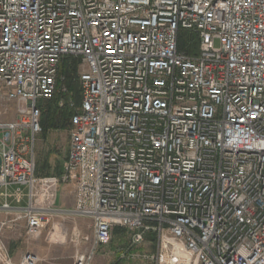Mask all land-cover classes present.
I'll use <instances>...</instances> for the list:
<instances>
[{
	"label": "built area",
	"instance_id": "built-area-1",
	"mask_svg": "<svg viewBox=\"0 0 264 264\" xmlns=\"http://www.w3.org/2000/svg\"><path fill=\"white\" fill-rule=\"evenodd\" d=\"M60 81L69 153L60 174L39 176L40 104ZM0 94L17 109L13 122L0 112V212L30 236L71 214L94 229L75 264L115 227L131 232L124 259L264 264V0H0ZM5 225L0 264H37L32 252L14 261ZM150 237L156 250L135 252Z\"/></svg>",
	"mask_w": 264,
	"mask_h": 264
},
{
	"label": "rangeland",
	"instance_id": "rangeland-1",
	"mask_svg": "<svg viewBox=\"0 0 264 264\" xmlns=\"http://www.w3.org/2000/svg\"><path fill=\"white\" fill-rule=\"evenodd\" d=\"M184 35L186 38L189 37V32H185ZM60 89H62L61 81L57 93L52 97V109L73 112L70 106H59V101L64 97L63 91ZM16 111V103L8 101L0 94V112L3 115V120L5 122L15 121L17 118ZM70 129L71 124L68 125L66 129H49L46 132L43 130L41 134L38 135L35 155L37 174L39 176L58 175L62 172L69 153ZM64 185L65 186H62L61 189L63 190L65 187L67 190L65 192L61 191L60 202L64 205H71L74 198V181ZM67 208L72 209L73 206ZM15 214L0 212V222L5 220L8 221L9 226L5 225L1 231L9 251L12 252L11 254H13L16 259H19L21 255L23 256L27 250H33L35 252L41 250L46 251L51 246H65L72 249L73 256L69 259L71 264H75L77 250H81L80 253L86 254L87 256L90 254L94 235L91 219L71 214L58 215L59 217H56L55 230L51 227V224H49L50 226H47V228L43 230L41 237L35 238L28 234L24 220L17 219ZM82 220H85L86 223ZM121 229L122 231H120V233L113 232L112 239L108 245L98 247L92 258L90 260L88 259L89 261H87V264H114L118 261L123 264H150L140 258H121V252L127 248L131 240V232L123 228ZM63 230L67 232L65 240L60 236ZM85 237H89L90 241H85ZM156 248V239L150 237L137 247L135 252H154Z\"/></svg>",
	"mask_w": 264,
	"mask_h": 264
},
{
	"label": "trees",
	"instance_id": "trees-1",
	"mask_svg": "<svg viewBox=\"0 0 264 264\" xmlns=\"http://www.w3.org/2000/svg\"><path fill=\"white\" fill-rule=\"evenodd\" d=\"M186 41H182V47H184ZM78 59L67 57L60 69V73L65 77V83L73 91V94L78 101L80 98V89L78 83ZM52 99L49 101H43L40 105L42 108V125L43 130L46 132L49 129L68 128L71 124L72 112L65 110L52 109ZM44 103V104H43ZM70 127V126H69ZM114 264H123L118 261Z\"/></svg>",
	"mask_w": 264,
	"mask_h": 264
},
{
	"label": "crops",
	"instance_id": "crops-1",
	"mask_svg": "<svg viewBox=\"0 0 264 264\" xmlns=\"http://www.w3.org/2000/svg\"><path fill=\"white\" fill-rule=\"evenodd\" d=\"M62 186H65V185H62ZM62 186H61V188H62ZM61 188H60V193H59V197H58L56 205H57L58 208H60L62 210H69V208H67V207L74 206L75 199L73 198V200H72L73 203L71 205L61 204V202H60V200H61L60 199L61 191L65 192L67 190L65 187H64L63 190ZM58 215L62 216L61 214H58ZM58 215H55V216H53L51 218L50 223H49V224H51V227L56 225V219H57L56 217H59ZM82 221H85V220H82ZM85 223H86V221H85ZM49 224H48V226H50ZM120 231H122V229L119 228V227H116L113 230V232H118V233H120ZM40 237H38V238H40ZM108 244H105V245H108ZM105 245H103V246H105ZM80 251L81 250H77L76 253H78ZM26 252L35 253L40 258V261L37 264H71V261H69V259L73 256V250L69 249L68 247H65V246H61V247H53V246H51L46 251L41 250L39 252H35L33 250H27ZM12 256H13V259H14L15 262H19L21 260V258H22V255H21V257L19 259H16V257L13 254H12Z\"/></svg>",
	"mask_w": 264,
	"mask_h": 264
},
{
	"label": "bare ground",
	"instance_id": "bare-ground-1",
	"mask_svg": "<svg viewBox=\"0 0 264 264\" xmlns=\"http://www.w3.org/2000/svg\"><path fill=\"white\" fill-rule=\"evenodd\" d=\"M115 228H116V227H115ZM115 228H114V229H115ZM61 238H63V239L65 240V239H66V236L62 235ZM90 259H91V257H89V260H90ZM89 260H88V261H89ZM88 264H89V263H88Z\"/></svg>",
	"mask_w": 264,
	"mask_h": 264
},
{
	"label": "water",
	"instance_id": "water-1",
	"mask_svg": "<svg viewBox=\"0 0 264 264\" xmlns=\"http://www.w3.org/2000/svg\"><path fill=\"white\" fill-rule=\"evenodd\" d=\"M0 166H1V157H0Z\"/></svg>",
	"mask_w": 264,
	"mask_h": 264
}]
</instances>
